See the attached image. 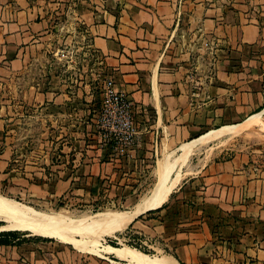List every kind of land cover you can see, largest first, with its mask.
I'll list each match as a JSON object with an SVG mask.
<instances>
[{
    "label": "crops",
    "instance_id": "1",
    "mask_svg": "<svg viewBox=\"0 0 264 264\" xmlns=\"http://www.w3.org/2000/svg\"><path fill=\"white\" fill-rule=\"evenodd\" d=\"M34 5L0 0V78L18 75L45 33ZM260 10L264 0H86L78 6L93 51L132 103L137 135L131 154H167L257 114L261 123L242 134L264 131ZM260 138L246 153L203 157L191 168L180 194L200 210L183 216L166 240L178 264H264V134ZM142 223L150 233L167 231L153 219ZM8 238L0 243V264H127L113 255L100 260L52 247L46 238Z\"/></svg>",
    "mask_w": 264,
    "mask_h": 264
},
{
    "label": "rangeland",
    "instance_id": "2",
    "mask_svg": "<svg viewBox=\"0 0 264 264\" xmlns=\"http://www.w3.org/2000/svg\"><path fill=\"white\" fill-rule=\"evenodd\" d=\"M39 1L41 4L34 0V6L41 9V20L47 24L45 33L20 73L0 78V131L4 136L0 148V197L44 215L74 221L69 226L72 237L89 244L93 241L99 249L113 245L137 250L150 258L172 256L166 240L179 229L178 221L183 216L190 210H200L180 194L191 168L198 166L207 151L208 158L219 160L246 153L254 142L262 140L260 134L264 131L255 128L222 145L215 141L196 150L182 166L185 176L180 186L159 211L142 214L131 226L113 235H106L109 230L104 228L88 229L85 220L97 219L106 224L122 213L132 212L155 186L158 161L175 157L179 147L167 154L168 150L131 154L136 139L121 151L103 138V86L112 77L93 51L86 26L76 15L78 6L86 0ZM260 123L261 120L255 125ZM147 219L167 224V231L150 233L140 225ZM8 223L7 217L0 215V235L10 232L4 230ZM141 230L146 235L137 233ZM13 234L11 238L38 237L29 231ZM46 239L50 240L49 246L67 247L101 260L70 244ZM0 241L9 238L5 235Z\"/></svg>",
    "mask_w": 264,
    "mask_h": 264
},
{
    "label": "bare ground",
    "instance_id": "3",
    "mask_svg": "<svg viewBox=\"0 0 264 264\" xmlns=\"http://www.w3.org/2000/svg\"><path fill=\"white\" fill-rule=\"evenodd\" d=\"M259 120H261V114L253 116L240 126L223 127L219 130L208 132L194 141L183 144L179 147V153L175 157L172 158L171 156H167L162 161H158L155 168L157 179L155 186L132 212L122 213L106 224L100 223V220L97 219L83 220L84 222L87 221V228L108 229L109 232L105 231V234L111 233L113 235L126 229L142 214L151 210L160 209L172 192L180 186L179 184L185 176V174L182 173V166L196 150L215 141L218 142L219 145H222L230 139L242 134ZM211 149L212 148H210V150ZM209 153L210 151H207L206 159ZM0 215L7 217L9 222L7 226H5L7 229L4 230H10L12 232L29 231L34 236L59 240L65 244L72 245L81 252L86 251L99 258H107V256L113 255L118 260L126 262L127 264H178L176 260L169 255H160L150 258L137 250L124 247L122 249H117L110 245L102 246L103 248L99 249V244H92L93 241L89 244L85 239L79 240L76 237H72L70 233L71 228L69 226H72L74 221H70L65 217L48 216L38 213L33 209L24 207L18 202L8 200L5 197H0ZM75 223V226H79L77 221H75ZM65 226L69 228H64Z\"/></svg>",
    "mask_w": 264,
    "mask_h": 264
},
{
    "label": "built area",
    "instance_id": "4",
    "mask_svg": "<svg viewBox=\"0 0 264 264\" xmlns=\"http://www.w3.org/2000/svg\"><path fill=\"white\" fill-rule=\"evenodd\" d=\"M102 96V136L122 151L135 139L132 103L116 89L113 79L105 82Z\"/></svg>",
    "mask_w": 264,
    "mask_h": 264
},
{
    "label": "trees",
    "instance_id": "5",
    "mask_svg": "<svg viewBox=\"0 0 264 264\" xmlns=\"http://www.w3.org/2000/svg\"><path fill=\"white\" fill-rule=\"evenodd\" d=\"M161 209V208H160ZM160 209H157V210H152V211H149V212H147V213H153V212H157V211H159ZM140 217V216H139ZM138 217V218H139ZM132 225V224H131ZM130 225V226H131ZM13 233H16V232H6V233H4V234H2V235H0V239L1 238H4L5 237V235H7V237L8 236H11V235H14ZM11 238V237H10ZM9 241H0V243H8ZM113 246V245H112ZM180 264H183V263H180Z\"/></svg>",
    "mask_w": 264,
    "mask_h": 264
}]
</instances>
